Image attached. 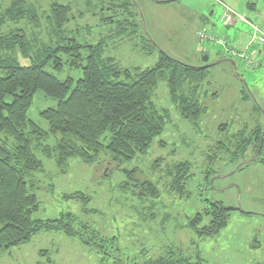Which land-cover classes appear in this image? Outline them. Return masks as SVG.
I'll return each mask as SVG.
<instances>
[{"label": "rangeland", "instance_id": "rangeland-1", "mask_svg": "<svg viewBox=\"0 0 264 264\" xmlns=\"http://www.w3.org/2000/svg\"><path fill=\"white\" fill-rule=\"evenodd\" d=\"M167 1L26 0L38 26L28 20L7 23V28L22 29L36 46L51 41L55 45L58 37L47 17L50 6L57 3L70 7L65 36L83 47V58L99 49L101 58L112 60L121 71L152 68L163 54L188 66L211 67L195 96L205 108L197 128L179 116L166 82H158L152 102L158 110L167 111L170 120L146 153L129 162L111 163L108 155L101 154L91 165L70 159L62 170L54 159L34 153L43 171L32 175L39 202L33 218L71 214L99 237L112 239L104 252L59 232H40L29 243L1 254L0 264H48V259L51 264H146L167 258L168 252L173 261L184 259L180 264H195L197 257L204 264H264V164L260 162L264 145L255 151L253 144L247 147L242 139H251L250 132L256 128L264 135V43L248 50L259 64L251 68L226 57V48L197 37V32H205L241 53L252 34L240 21L223 25V6L264 35V0L162 3ZM9 5L10 0H0V12ZM17 57L21 64L28 63ZM46 71L54 72L50 67ZM54 75L75 82L81 71L65 67ZM119 81L129 82L124 77ZM56 105L36 92L27 118L47 131L39 113ZM45 144L54 146L55 139L50 136ZM182 162L189 164L190 178L180 199L171 184L173 166ZM144 181L155 186L157 198L139 196L138 187L133 186ZM74 193L84 194L89 201L65 199ZM211 203L235 211L216 237L199 241L184 226Z\"/></svg>", "mask_w": 264, "mask_h": 264}, {"label": "trees", "instance_id": "trees-1", "mask_svg": "<svg viewBox=\"0 0 264 264\" xmlns=\"http://www.w3.org/2000/svg\"><path fill=\"white\" fill-rule=\"evenodd\" d=\"M174 1L177 0L162 3ZM49 13L47 22L58 40L55 45L51 41L36 46L22 29L7 28V23L24 20L38 26L36 14L26 0H10L8 8L0 12V255L29 243L40 232L62 233L96 248L99 253L112 240L99 237L71 214L48 220L33 218L39 202L33 193L32 175L43 171L35 152L54 159L62 170L70 159L91 165L105 154L111 163H124L145 154L170 120L169 113L158 110L152 102L160 81L166 82L169 100L183 120L197 128L205 113L195 96L211 66H188L163 54L152 68L121 71L112 60L102 59L99 49L83 58V47L65 36L69 6L54 3ZM17 55L28 63L21 64ZM225 55L230 58L226 51ZM47 67L54 72H47ZM65 67L80 70L81 77L75 82L71 77L58 79L54 74H61ZM121 77L129 82L119 81ZM36 92L57 102L54 108L39 113L47 122V131L27 118ZM50 136L55 139L54 146L45 144ZM250 136L251 139L242 138L247 147L253 144L255 151L262 148L264 135L260 129H253ZM173 167L171 188L182 199L190 178L189 164L182 162ZM136 186L139 196L158 197L150 182L133 187ZM65 199L89 201L82 193L67 195ZM232 211L235 209L211 203L202 213L189 218L184 227L199 241L213 238L226 228ZM168 253L167 258L149 260L146 264H180L184 260L179 257L173 261L171 252ZM195 264L204 262L197 257Z\"/></svg>", "mask_w": 264, "mask_h": 264}, {"label": "built area", "instance_id": "built-area-1", "mask_svg": "<svg viewBox=\"0 0 264 264\" xmlns=\"http://www.w3.org/2000/svg\"><path fill=\"white\" fill-rule=\"evenodd\" d=\"M223 15L221 16V22L225 26H230L236 21H240L244 24H246L249 27V30L252 34V39L250 40L248 46L241 52L237 53L236 50L233 48L226 47V44L223 40L214 38L212 35H208L205 32H198L197 37L201 42H212L217 46L226 48V53H228L230 57L237 58L240 61H242L246 67L255 68L257 64L254 63V61L251 59L250 55H248L246 52L254 45H260L264 43V35L260 32V30L248 22L244 17L236 15L233 12L228 11L223 6Z\"/></svg>", "mask_w": 264, "mask_h": 264}, {"label": "crops", "instance_id": "crops-1", "mask_svg": "<svg viewBox=\"0 0 264 264\" xmlns=\"http://www.w3.org/2000/svg\"><path fill=\"white\" fill-rule=\"evenodd\" d=\"M220 21H221V19H220ZM235 24V23H234ZM234 24H232V26L234 25ZM224 25V24H223ZM213 28V27H212ZM198 33V32H197ZM227 42H225V44H226ZM237 45V44H236ZM218 47H220V46H218ZM226 47H228V45L226 44ZM217 49V48H216ZM218 50V49H217ZM220 51V50H219Z\"/></svg>", "mask_w": 264, "mask_h": 264}, {"label": "water", "instance_id": "water-1", "mask_svg": "<svg viewBox=\"0 0 264 264\" xmlns=\"http://www.w3.org/2000/svg\"><path fill=\"white\" fill-rule=\"evenodd\" d=\"M204 60L207 61V58H205Z\"/></svg>", "mask_w": 264, "mask_h": 264}]
</instances>
